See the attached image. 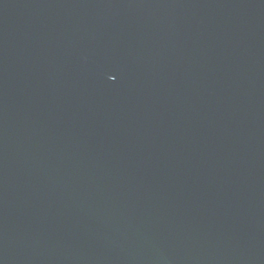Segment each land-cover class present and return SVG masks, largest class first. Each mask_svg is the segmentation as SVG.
Here are the masks:
<instances>
[{
	"label": "water",
	"instance_id": "95a60500",
	"mask_svg": "<svg viewBox=\"0 0 264 264\" xmlns=\"http://www.w3.org/2000/svg\"><path fill=\"white\" fill-rule=\"evenodd\" d=\"M0 264H264V0H0Z\"/></svg>",
	"mask_w": 264,
	"mask_h": 264
}]
</instances>
